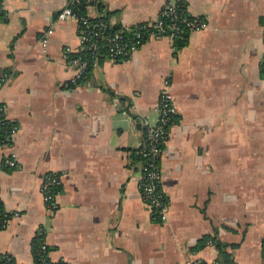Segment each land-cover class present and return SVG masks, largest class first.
Segmentation results:
<instances>
[{
    "label": "crops",
    "instance_id": "1",
    "mask_svg": "<svg viewBox=\"0 0 264 264\" xmlns=\"http://www.w3.org/2000/svg\"><path fill=\"white\" fill-rule=\"evenodd\" d=\"M165 1L99 0L86 12L129 29ZM184 2L208 22L185 45L149 36L125 60L102 54L73 86L64 51L80 48L81 28L57 18L68 0H5L0 102L19 130L0 146V197L13 215L0 228V259L33 264L44 236L50 257L68 264H264V0ZM165 78L179 120L161 157L169 214L158 221L141 195L137 150L159 118ZM49 171L64 174L55 210L41 190ZM206 235L213 243L201 244Z\"/></svg>",
    "mask_w": 264,
    "mask_h": 264
},
{
    "label": "built area",
    "instance_id": "2",
    "mask_svg": "<svg viewBox=\"0 0 264 264\" xmlns=\"http://www.w3.org/2000/svg\"><path fill=\"white\" fill-rule=\"evenodd\" d=\"M98 0H68L58 13V19L72 17L78 20L80 24V48L75 51L71 46L65 48V56L69 59L72 66L75 67V73L71 78L72 84H77L79 78L88 67V59L81 54H74L80 50H97L100 47L108 49L109 56L115 60H125L143 44L146 37H169L174 39L182 36L185 27L191 32L202 30L207 27L208 22L198 14L180 13L177 7L179 0H166L159 10L157 16L152 21L137 23L133 28H121L113 33H107L109 22L101 17L91 16L89 13H79L76 6L85 3L86 6L97 3ZM0 11L7 9L5 0H0ZM171 19L169 24L167 20ZM183 24V26H182ZM53 31L52 27L47 28L43 33V44L48 43L49 34ZM148 35V36H146ZM6 80V74L0 75V87ZM171 82L168 78L163 80V86L160 91L158 102L159 118L156 123L146 122V135L137 153L142 159V173L139 181V187L144 202L153 211L154 217L158 221H166L169 214V201L166 191L162 186L163 168L161 166V157L165 145L171 133V123L173 116L179 114L174 100V95L170 89ZM173 125V124H172ZM19 130V125L7 115V105L0 102V146H11ZM5 164L14 166L17 164L14 156H8L4 160ZM63 173L58 171H49L43 175L41 190L43 191L45 203L50 210L58 208V191L53 189L55 185L63 182ZM1 200V197H0ZM18 213H16L17 215ZM12 214L5 208L0 210V228L7 227ZM40 237V238H39ZM36 244V256L33 264H68L64 260H53L50 257V248L44 236H39ZM213 243V240H209ZM7 257V256H6ZM12 256H8V261ZM6 264H11L6 263ZM185 264H224L216 259L207 261L202 258L192 259Z\"/></svg>",
    "mask_w": 264,
    "mask_h": 264
},
{
    "label": "trees",
    "instance_id": "3",
    "mask_svg": "<svg viewBox=\"0 0 264 264\" xmlns=\"http://www.w3.org/2000/svg\"><path fill=\"white\" fill-rule=\"evenodd\" d=\"M99 1V0H98ZM98 1H97V3H98ZM177 7H178V9H179V12L180 13H183V12H185V13H187V14H191V12L188 10V8L186 7V4H185V2H184V0H179L178 1V5H177ZM86 8H87V6L85 5V3H80V4H78L77 6H76V10L79 12V13H85L86 12ZM5 18H7V16H6V14H5V11H0V19H5ZM101 18H103V19H105V20H107V18L106 17H101ZM108 22H109V26H108V28H107V33H113V32H115L116 30H120L122 27L121 26H119V25H113L109 20H107ZM171 21V19H169L168 18V20H167V24H169V22ZM182 26H183V24H182ZM189 34H190V31L188 30V28L187 27H185V29H184V32H183V34H182V36H179V37H176V38H174L173 40H174V42H175V46H176V48H179V47H182L183 45H185L186 43H187V41H188V38H189ZM146 36H148V35H146ZM148 37H146V39H147ZM145 39V40H146ZM74 54H81L85 59H88V67H87V69L85 70V72L82 74V76H81V78H79V80H78V83L77 84H71V85H73V86H76V85H78L79 83H81L83 80H85V79H87L88 77H89V75H90V71H91V69L93 68V66H94V63L98 60V61H102L103 59V57H101L102 56V54H106V55H108L109 56V53H108V49H106V48H102V47H100L99 49H97V50H80V51H78V52H76V53H74ZM262 72L264 73V61H263V64H262ZM179 120V114H177V115H175V116H173V120H172V123H171V125H170V127L172 126L173 127V125H175L176 123H177V121ZM14 123H17V122H15V121H13ZM18 124V123H17ZM173 124V125H172ZM171 127V128H172ZM147 132V131H146ZM146 135V134H145ZM5 163V162H4ZM5 165V168L7 169V170H12V168H14L15 166H17V164L16 165H14V166H11V165H7V164H4ZM60 187H61V185H55L54 187H53V189H55V190H59L60 189ZM60 191V190H59ZM169 201V200H168ZM3 208H5L4 207V204H3V201L2 200H0V210L1 211H3ZM157 220V219H156ZM210 236H208V235H206L204 238H203V240H201V244H204L205 242L206 243H208V241L210 240V239H208L207 240V238H209ZM40 238V237H39ZM39 238L38 237H36L35 239H34V241H33V249H34V254H35V256L37 255L36 254V244H37V241L39 240ZM224 244H221V243H219V242H217V246L221 249V250H223L222 249V246H223ZM11 254H8V253H5V254H3V256L1 257V259H0V264H6V263H11V264H16V261H15V259H14V257L12 256V260L11 261H8V256H10ZM7 256V257H6Z\"/></svg>",
    "mask_w": 264,
    "mask_h": 264
},
{
    "label": "water",
    "instance_id": "4",
    "mask_svg": "<svg viewBox=\"0 0 264 264\" xmlns=\"http://www.w3.org/2000/svg\"><path fill=\"white\" fill-rule=\"evenodd\" d=\"M131 118H134L136 119V121H138V123L142 122L143 119L141 117H139L137 114H134V113H131L129 115ZM129 118H123V119H117L115 120L116 121V124L120 127H123V128H128L129 127ZM117 126V127H118Z\"/></svg>",
    "mask_w": 264,
    "mask_h": 264
}]
</instances>
